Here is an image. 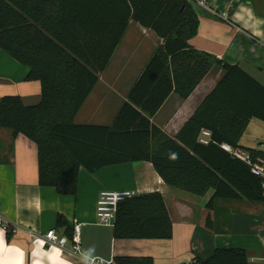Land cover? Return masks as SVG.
<instances>
[{
	"label": "trees",
	"instance_id": "1",
	"mask_svg": "<svg viewBox=\"0 0 264 264\" xmlns=\"http://www.w3.org/2000/svg\"><path fill=\"white\" fill-rule=\"evenodd\" d=\"M132 21L153 30L160 45L112 124L76 123ZM198 29L190 0H0V48L29 68L27 81L41 83L37 104L26 105L19 95L0 99V128L37 145L40 186L75 195L81 168L94 173L147 161L175 188L198 196L212 192L205 206L207 228H213L216 199L264 202V176L252 171L255 162L263 160L264 167V149L241 143L252 120L264 123V84L239 64L223 63L191 45ZM215 65L224 75L179 132L169 136L154 116L172 93L189 98ZM203 130L210 132L207 144L200 142ZM224 144L248 152L251 162L237 158ZM59 225H67L64 216ZM113 236L172 238L173 221L162 193L137 194L121 203ZM199 259L202 264H249L242 248H216ZM114 260L153 263L151 257L116 255Z\"/></svg>",
	"mask_w": 264,
	"mask_h": 264
},
{
	"label": "crops",
	"instance_id": "2",
	"mask_svg": "<svg viewBox=\"0 0 264 264\" xmlns=\"http://www.w3.org/2000/svg\"><path fill=\"white\" fill-rule=\"evenodd\" d=\"M190 5L199 19L191 45L223 63L239 64L264 84V0H208L206 5L190 0ZM161 41L153 30L132 21L75 122L112 124ZM28 72L27 66L0 48V99L19 95L26 105L39 103L41 83L27 81ZM223 75L224 69L215 65L189 98L172 93L154 116L155 124L174 137ZM261 145L251 147L262 149ZM103 189L162 193L173 221V237L115 240L113 226L97 217ZM211 196L212 192L198 196L167 184L147 161L106 166L94 173L81 168L76 194L61 195L54 187L39 184L37 145L0 128V264H86V257L116 255L151 257L152 264H182L194 257L205 260L216 248H242L249 264H264V202L216 199L211 229L205 226V206ZM61 216L72 227V236L73 226L81 225V243L74 254L68 226L59 225ZM51 230L69 238L65 248L47 243L45 235Z\"/></svg>",
	"mask_w": 264,
	"mask_h": 264
},
{
	"label": "built area",
	"instance_id": "3",
	"mask_svg": "<svg viewBox=\"0 0 264 264\" xmlns=\"http://www.w3.org/2000/svg\"><path fill=\"white\" fill-rule=\"evenodd\" d=\"M196 1L201 5H206L208 0H191ZM210 132L207 130H203L200 136V142L207 144L209 142ZM223 147L235 155L237 158L246 161L248 163L251 162V156L248 152L242 149H235L228 144H224ZM263 162V160L261 161ZM261 162H255L252 166V171L256 175L264 176V167ZM137 191L135 190H111V189H103L100 191L97 202V217L99 222L105 225H112L113 221L116 219V214L118 212L119 205L126 200L135 197L137 195ZM0 219V224H1ZM6 229V225H4ZM46 241L49 245L58 246L60 248H65L66 243L68 242V237L59 236L55 230L49 231L45 235ZM72 240L74 241L75 248L71 251V254L79 251V245L81 243V225L75 224L73 226V236ZM86 264H116L114 259H105L103 257H86ZM182 264H202L201 260L197 257L190 259L187 262Z\"/></svg>",
	"mask_w": 264,
	"mask_h": 264
},
{
	"label": "rangeland",
	"instance_id": "4",
	"mask_svg": "<svg viewBox=\"0 0 264 264\" xmlns=\"http://www.w3.org/2000/svg\"><path fill=\"white\" fill-rule=\"evenodd\" d=\"M256 123L252 122L250 126L248 127V130L246 131L245 135L242 138L243 144H248V146H259L261 142L264 143V123L259 120ZM251 144V145H249ZM262 149H264V145H261ZM254 147V146H253Z\"/></svg>",
	"mask_w": 264,
	"mask_h": 264
},
{
	"label": "water",
	"instance_id": "5",
	"mask_svg": "<svg viewBox=\"0 0 264 264\" xmlns=\"http://www.w3.org/2000/svg\"><path fill=\"white\" fill-rule=\"evenodd\" d=\"M115 221H113V225H114Z\"/></svg>",
	"mask_w": 264,
	"mask_h": 264
},
{
	"label": "clouds",
	"instance_id": "6",
	"mask_svg": "<svg viewBox=\"0 0 264 264\" xmlns=\"http://www.w3.org/2000/svg\"><path fill=\"white\" fill-rule=\"evenodd\" d=\"M173 158H175V157H173Z\"/></svg>",
	"mask_w": 264,
	"mask_h": 264
}]
</instances>
